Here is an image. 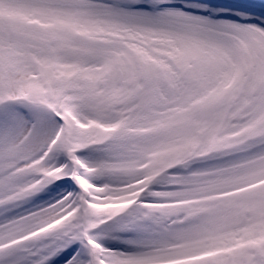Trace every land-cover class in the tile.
<instances>
[{"label": "snow or ice", "instance_id": "obj_1", "mask_svg": "<svg viewBox=\"0 0 264 264\" xmlns=\"http://www.w3.org/2000/svg\"><path fill=\"white\" fill-rule=\"evenodd\" d=\"M0 264H264V0H0Z\"/></svg>", "mask_w": 264, "mask_h": 264}]
</instances>
